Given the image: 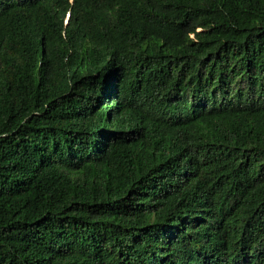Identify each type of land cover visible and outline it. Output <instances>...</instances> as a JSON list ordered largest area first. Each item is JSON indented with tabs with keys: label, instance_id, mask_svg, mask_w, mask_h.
I'll return each instance as SVG.
<instances>
[{
	"label": "trees",
	"instance_id": "trees-1",
	"mask_svg": "<svg viewBox=\"0 0 264 264\" xmlns=\"http://www.w3.org/2000/svg\"><path fill=\"white\" fill-rule=\"evenodd\" d=\"M0 264H264V0H0Z\"/></svg>",
	"mask_w": 264,
	"mask_h": 264
}]
</instances>
